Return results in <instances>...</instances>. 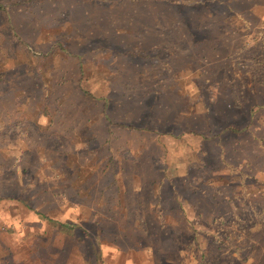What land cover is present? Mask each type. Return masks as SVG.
<instances>
[{"label": "rangeland", "instance_id": "rangeland-1", "mask_svg": "<svg viewBox=\"0 0 264 264\" xmlns=\"http://www.w3.org/2000/svg\"><path fill=\"white\" fill-rule=\"evenodd\" d=\"M201 1L0 0V264H264V0Z\"/></svg>", "mask_w": 264, "mask_h": 264}, {"label": "trees", "instance_id": "trees-1", "mask_svg": "<svg viewBox=\"0 0 264 264\" xmlns=\"http://www.w3.org/2000/svg\"><path fill=\"white\" fill-rule=\"evenodd\" d=\"M205 0H202L201 2H204ZM0 8H1V5H0ZM236 15L238 16V19L239 20H241L242 22H244V23H247L248 24V21H247V19L243 16V15H240V14H238L237 12H236ZM262 33V32H261ZM262 36V44H263V46H264V33H262L261 34ZM264 48V47H263ZM261 57H263V59H264V49H263V53L261 54ZM251 74H252V76H254L255 77V72H253V71H251ZM229 128H233V127H229ZM59 226L60 227H63V228H71V227H73L74 225L73 224H71V223H67V222H60L59 223ZM96 255V254H95ZM96 264H101L100 262H96Z\"/></svg>", "mask_w": 264, "mask_h": 264}, {"label": "crops", "instance_id": "crops-1", "mask_svg": "<svg viewBox=\"0 0 264 264\" xmlns=\"http://www.w3.org/2000/svg\"><path fill=\"white\" fill-rule=\"evenodd\" d=\"M234 8V7H233ZM236 12L238 13V14H240V15H243L244 16V13H242L241 11H238V10H234V12H233V14H236ZM186 31H191V30H189L187 27H186ZM189 37H190V39L188 40V42H189V44H190V42L192 43V40H191V36H190V34H189ZM180 46H184V47H187L188 45L186 44V43H182Z\"/></svg>", "mask_w": 264, "mask_h": 264}]
</instances>
